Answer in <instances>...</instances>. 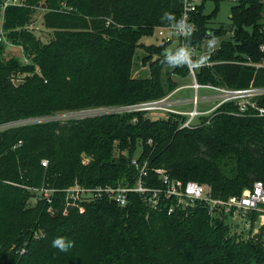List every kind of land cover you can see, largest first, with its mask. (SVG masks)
Listing matches in <instances>:
<instances>
[{
	"label": "trees",
	"instance_id": "trees-1",
	"mask_svg": "<svg viewBox=\"0 0 264 264\" xmlns=\"http://www.w3.org/2000/svg\"><path fill=\"white\" fill-rule=\"evenodd\" d=\"M7 1L0 0L1 11ZM22 1L4 9L0 44V264H264V225L254 233L260 211L239 231L228 214L212 216L204 203L170 213L175 200L163 192H130L125 205L106 194L77 199L67 192L76 183L135 186L137 158L140 167L147 163L143 179L151 190L165 187L158 171L164 170L173 180L208 186L213 197L240 196L264 182V117L239 115L235 103H226L192 128L181 127L185 115L153 118L143 111L16 124L173 92L179 83L163 63L172 41L142 39L170 26L161 21L164 12L178 20L182 1ZM205 2L192 15L189 46L228 32L209 26L218 4L206 15ZM235 2L232 40L211 53L214 65L197 70L201 84L264 85V69L239 63L261 59L264 0ZM11 44L22 48V57H6ZM140 49L152 61L151 73L133 77ZM174 72L190 73L188 66ZM42 189L50 190V201ZM58 237L73 247L54 248Z\"/></svg>",
	"mask_w": 264,
	"mask_h": 264
},
{
	"label": "built area",
	"instance_id": "built-area-1",
	"mask_svg": "<svg viewBox=\"0 0 264 264\" xmlns=\"http://www.w3.org/2000/svg\"><path fill=\"white\" fill-rule=\"evenodd\" d=\"M183 4L182 16L177 20L180 21L181 18H185L189 25L194 26L193 14L198 10L200 4L204 0H181ZM236 1V0H234ZM22 5V0H8L3 5V11L0 10V44L6 42L5 32L3 29V13L6 6ZM160 37L167 39V41L177 42V47H189L192 50V58L196 60L199 58L197 55V47L189 46L187 43V37L179 34L177 29L170 25L168 27L162 28L159 32ZM11 46H13L11 44ZM260 51L262 53L261 59L258 61L243 60L240 64L254 67L256 69H264V42L260 45ZM216 62L208 61L202 67L212 66ZM201 67H189L190 73L194 77V82L190 85H180L173 92L169 93L167 96L136 104H126L118 106H107L99 107L82 111H71L65 115L58 114L52 117L45 118H32L23 121L16 122V124H25L32 122L48 121L51 119H67V118H84L88 116H102L108 114H124L132 112H146L148 113H162L163 116H168L171 113L181 114L187 116L186 121L182 123L181 127H195L198 125L199 120L202 116H214L226 103H235L238 106L239 115H246L248 111H252L256 116L264 117V85L262 86H251V87H228L213 84H201L197 80V70ZM184 88H189L195 90V96L193 97H176L175 93L181 91ZM200 89H209L215 93L212 95H201L199 96ZM213 102L211 107L207 109L200 110L198 108L201 103ZM182 106H189L190 109L185 111ZM193 107V108H192ZM161 117V116H159ZM153 117V118H159ZM89 158H84L83 163H87ZM43 165H47V161H43ZM133 165H135L139 170V178L135 186H98L94 188H89L76 183L70 189L67 190L68 196L70 198H96L102 197L104 194L108 195L110 198L115 199L120 205H125L127 203L128 194L133 191L145 192L152 191L154 197L157 196L158 192H163L167 198H172L175 200V204L169 209L172 213L175 211L176 206L178 207H191L196 204L204 203L209 210L210 215H217L221 212L228 214L232 220L233 225L239 231L248 230L250 228V213L253 211L264 212V182L256 181L251 189H246L240 196H231L228 199H221L213 197L211 189L199 182L189 181L184 182L182 180H173L164 170H158L163 176V182L165 187L162 189L151 190L145 187V182L143 177L147 175V163L140 167L139 160L136 158L133 160ZM54 191V190H53ZM42 194L45 198L49 200L50 190L42 189ZM50 201V200H49ZM157 200H155L156 202ZM262 213L260 216H263ZM264 225V224H263ZM262 225H258L254 229V233H258L259 228Z\"/></svg>",
	"mask_w": 264,
	"mask_h": 264
},
{
	"label": "rangeland",
	"instance_id": "rangeland-1",
	"mask_svg": "<svg viewBox=\"0 0 264 264\" xmlns=\"http://www.w3.org/2000/svg\"><path fill=\"white\" fill-rule=\"evenodd\" d=\"M218 4V10L215 13L214 17L211 19L210 21V27L213 29H218L220 28L222 25H225L226 28L228 25L231 24V16H232V9L233 7L237 4L234 0H220L219 3L216 2V0H206L205 4H204V13L206 15H212V13L214 12V10L216 9ZM38 29H43V19L42 17H40L39 21H38V25H37ZM212 37H216L218 40V44L216 46V48L211 52V53H215L222 45V43L224 41H230L232 40L233 37V32L232 31H228L226 34L224 35H216L213 34L211 37L205 38L200 45H198V50H197V55L201 56L204 54L208 53V48H207V43L210 39H212ZM143 42L147 45H151V44H159L162 42L163 38L160 37L158 30H155L153 34L151 35H147L145 37H143ZM178 44L177 42H172L170 43V45L167 48V51L171 50L172 47L175 48L177 47ZM6 57L10 58L12 56H18V57H22L23 56V51L22 48L19 46H13V47H9L6 52H5ZM147 53L145 52V50L140 49L138 51L137 57L135 59L134 62V66L132 69V76L133 77H146L149 76L151 73V69H150V65L152 64V61H147L146 57ZM168 69H170L169 71H171V79L174 80L175 82L179 83V86L181 85H190L194 82V77L191 73H189L187 76L183 77V76H179L174 72V68L173 67H169ZM167 70V69H166ZM165 73H168L167 71H165ZM168 75H164V80H166V77ZM183 91L179 94L180 96L183 97H193L195 96V90L193 89H189V88H184L182 89ZM215 92L209 89H200L199 90V96L201 95H212ZM208 105H204L203 103L199 104L198 108L200 110L202 109H207L208 107H211L213 102L207 103ZM120 105H126V104H120ZM193 108V107H192ZM66 113H61L62 115H65ZM149 116L151 117H159V116H163L162 113H148ZM138 152H140L138 150ZM264 208V207H262ZM264 210V209H263ZM261 214L264 213L262 211H260Z\"/></svg>",
	"mask_w": 264,
	"mask_h": 264
},
{
	"label": "clouds",
	"instance_id": "clouds-1",
	"mask_svg": "<svg viewBox=\"0 0 264 264\" xmlns=\"http://www.w3.org/2000/svg\"><path fill=\"white\" fill-rule=\"evenodd\" d=\"M161 21H166L170 25H173L179 34L184 35L187 38H190L195 30L194 26L189 25L185 18L182 17L180 21H177L175 14L167 11L161 16ZM217 44V38L212 37V39H210L207 43L208 53L199 56L196 60H193V53L189 47L182 46L174 51H166L163 63H166L168 66L173 68L183 66H188L190 68L202 67L208 63L211 52L216 48ZM52 246L61 251H68L69 248L73 247V244L72 242H66L63 237H58L53 240Z\"/></svg>",
	"mask_w": 264,
	"mask_h": 264
},
{
	"label": "crops",
	"instance_id": "crops-1",
	"mask_svg": "<svg viewBox=\"0 0 264 264\" xmlns=\"http://www.w3.org/2000/svg\"><path fill=\"white\" fill-rule=\"evenodd\" d=\"M184 85V84H183ZM183 90H181V91H179V92H176L175 93V96L176 97H181L179 94L182 92ZM204 105H208L207 103H203ZM180 108H182L183 110H185V111H187V110H189L190 109V107L189 106H182V107H180ZM264 224V215L263 216H260L259 217V221H258V225H263Z\"/></svg>",
	"mask_w": 264,
	"mask_h": 264
},
{
	"label": "water",
	"instance_id": "water-1",
	"mask_svg": "<svg viewBox=\"0 0 264 264\" xmlns=\"http://www.w3.org/2000/svg\"><path fill=\"white\" fill-rule=\"evenodd\" d=\"M226 29H227L228 31H233V25H232V24L228 25Z\"/></svg>",
	"mask_w": 264,
	"mask_h": 264
}]
</instances>
